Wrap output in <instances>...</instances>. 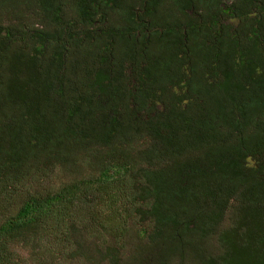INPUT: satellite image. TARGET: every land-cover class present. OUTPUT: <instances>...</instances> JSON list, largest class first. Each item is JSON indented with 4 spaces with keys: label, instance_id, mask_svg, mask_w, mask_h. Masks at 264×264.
Instances as JSON below:
<instances>
[{
    "label": "trees",
    "instance_id": "1",
    "mask_svg": "<svg viewBox=\"0 0 264 264\" xmlns=\"http://www.w3.org/2000/svg\"><path fill=\"white\" fill-rule=\"evenodd\" d=\"M136 236L264 264V0H0V264Z\"/></svg>",
    "mask_w": 264,
    "mask_h": 264
},
{
    "label": "rangeland",
    "instance_id": "2",
    "mask_svg": "<svg viewBox=\"0 0 264 264\" xmlns=\"http://www.w3.org/2000/svg\"><path fill=\"white\" fill-rule=\"evenodd\" d=\"M84 169V175L88 173V169H86L83 166ZM86 169V171H85ZM71 176L68 175H64L62 174L59 170H56L52 175H51V179L49 184H47V182L45 181L44 183H46L47 186L51 185L53 188L55 187H59L61 182H66L68 180H70ZM44 185V184H43ZM134 223L136 225V227L139 228V226H137L136 220H134ZM226 224V222H224V225ZM142 227V228H141ZM139 228V230L141 229H146L147 231L150 230V225L149 224H144L143 226H141ZM130 231H134V228L132 225H130ZM135 233H133L134 235ZM132 239V240H131ZM85 242L88 245L87 246V253L90 255H86L87 257L92 258L93 256V261H95L98 258L97 253H95V247L103 252H107L106 251V247L100 246L101 241L97 240L96 237H89V238H85ZM71 243V242H70ZM145 240L141 239L139 236H136L134 238H128V242L125 245V249L122 252V260L123 262L127 261V259L133 255L134 257H142L140 264H153L154 259H149V256H144L141 252H144L145 249L147 248L146 244H145ZM107 244H110L109 242H107ZM212 246H217V240H212ZM70 246H72V244H70ZM73 250V247H70L68 249V251ZM13 252L16 253V255L19 256V258L22 260V264H40V262H38L36 259H34V256L31 255L30 251L28 250H23V249H19V248H14ZM67 252V251H66ZM68 254V252H67ZM46 255V254H45ZM44 255V256H45ZM50 256V255H49ZM49 256H45L44 257V264H50V260H49ZM88 259H86V257L83 259L81 257L78 256H74V259L71 260H65L61 259L57 264H88L87 261ZM106 264V263H103Z\"/></svg>",
    "mask_w": 264,
    "mask_h": 264
}]
</instances>
